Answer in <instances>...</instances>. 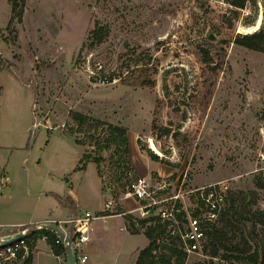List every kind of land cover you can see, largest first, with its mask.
<instances>
[{
  "label": "rangeland",
  "instance_id": "obj_1",
  "mask_svg": "<svg viewBox=\"0 0 264 264\" xmlns=\"http://www.w3.org/2000/svg\"><path fill=\"white\" fill-rule=\"evenodd\" d=\"M260 14L262 27L264 0L244 8L227 0H26L23 21L7 28L11 3L0 0V84L13 82L0 97V222L64 217L60 196L69 190L94 212L107 199L105 181L131 176H169L171 194L220 184L237 203L214 223L219 256L211 245L185 264H252L264 225L243 210H264V52L236 39ZM96 20L111 35L77 63ZM129 49L151 54L152 65L125 71L127 83L92 81L95 63L110 74ZM145 77L152 86L134 83ZM72 111L126 128L127 146H107L106 126L77 131ZM84 154L91 160L76 171ZM95 243L89 264H134L149 239L106 233Z\"/></svg>",
  "mask_w": 264,
  "mask_h": 264
},
{
  "label": "built area",
  "instance_id": "obj_2",
  "mask_svg": "<svg viewBox=\"0 0 264 264\" xmlns=\"http://www.w3.org/2000/svg\"><path fill=\"white\" fill-rule=\"evenodd\" d=\"M171 185L169 176L165 175L155 180L131 176L116 184L105 181L103 190L107 199L102 211L85 212L67 220L45 219L23 226L14 234L0 235V244H3L22 234V238L0 247V264H34L32 254L36 243L51 239L67 252L71 247L75 259L71 264H87L86 245L92 223L109 217L123 219L119 227L122 232L145 234L157 229V244L174 246L187 256L203 254L208 231L226 210L227 190L213 184L171 194ZM56 257L62 259L61 255Z\"/></svg>",
  "mask_w": 264,
  "mask_h": 264
},
{
  "label": "trees",
  "instance_id": "obj_3",
  "mask_svg": "<svg viewBox=\"0 0 264 264\" xmlns=\"http://www.w3.org/2000/svg\"><path fill=\"white\" fill-rule=\"evenodd\" d=\"M231 5L244 8L248 2L252 0H227ZM11 3V12L12 16L10 18L9 24L7 28H10L15 21L21 23L23 21V14L26 0H9ZM18 7L19 10H18ZM1 32V29H0ZM111 28L109 25L102 23L100 20H96L93 28L88 32V35L83 42L78 58L76 60L77 63H81L83 61L84 53L87 51H93L100 46H102L110 37ZM236 42L240 45H243L249 49H254L258 51L264 52V26H262L258 31L251 34H244L239 36L236 39ZM152 55L147 52H138L137 49H129L128 54H125L124 58L121 60V64L118 66L116 71H113L110 74H105L103 65L95 63V69L98 70V66L100 68L98 74L92 77L93 82H106L111 83L114 79H120L122 83H127L125 78H123V74L125 71L129 73L132 72V75L136 72L138 67L140 66H151L152 65ZM100 73V74H99ZM128 73V74H129ZM134 83L139 84L141 86H152L153 82L149 78H141L139 81L134 80ZM70 115L73 121L76 123V130L85 134L91 133L92 131H98L102 126L107 127L108 135L104 141H106V145H118L119 147L127 146L128 138H127V130L121 126L115 125L113 123L105 122L103 120L88 116L84 113L72 111ZM74 131V129H72ZM90 135V134H89ZM91 140H97L95 136H90ZM107 146H99V150H103ZM126 152V150H125ZM158 159L157 156H155ZM91 157L88 155H83L80 159L79 164L75 168L76 171L84 170L87 167V164L90 162ZM100 161V159L96 160ZM257 186L259 188L264 189V183L258 182ZM228 197L229 206L223 212V216H227L231 211H235L237 198H234L231 193ZM68 202H72V199H67ZM246 206L244 205V214L249 215L252 213L257 221L260 224L264 225V210H256L252 212L251 210H246ZM237 214V212H236ZM248 217V216H246ZM218 229L215 225H213L208 231V244L205 248V254L208 252L209 248L212 245L211 255L214 257L219 256V250L222 246H219L218 240ZM145 235L149 239V244L141 249L136 257V261L134 264H185L186 258L188 257L185 252L179 250L174 246L168 245H160L157 244V237L159 235V230L153 229L145 233ZM215 240H217L215 242ZM50 243L53 247V251L55 255H65L68 259L69 255L67 249L63 248L61 245H57L54 243L53 239L50 240ZM224 248V247H223ZM239 251L244 252L247 249L238 248ZM239 259H242L241 257ZM252 264H264V248L262 252H259V249L256 247L254 252L250 254L247 258ZM208 264V263H203Z\"/></svg>",
  "mask_w": 264,
  "mask_h": 264
},
{
  "label": "crops",
  "instance_id": "obj_4",
  "mask_svg": "<svg viewBox=\"0 0 264 264\" xmlns=\"http://www.w3.org/2000/svg\"><path fill=\"white\" fill-rule=\"evenodd\" d=\"M7 82V83H6ZM4 83L5 84H13V82H11L10 78H4V82L2 84H0V97L2 94V90L4 89ZM9 84V85H10ZM17 86V85H16ZM22 146V145H20ZM1 147H5L4 146H0ZM18 148V147H17ZM1 150V149H0ZM14 152L11 153V158H13ZM11 161V160H9ZM14 163L13 165H16L17 167L20 166V164L18 163L17 160L12 161L11 164ZM77 167V166H76ZM7 175H4V181H6L7 183V187L11 190L13 189V183L11 181V175L9 173H6ZM3 191V188H2ZM72 193V190H69V192L67 193L68 195L66 196H60L61 198V204L62 206H64L62 208V216L64 217H60V218H46V219H55V220H67L70 218L75 217L78 214H82L85 212H91V213H96V212H100L104 209V206H102L100 209H97L96 211L92 212L89 210H83L81 208V205L78 201V199L72 195H70ZM23 197H25V193L23 192ZM71 198L72 202H68L67 199ZM116 219L119 220L116 222ZM45 220V219H41L40 221ZM34 222H39V221H32V219L29 217L26 218V220L23 221H15L12 223H1L0 222V230L1 231H6L7 233L10 234H14L15 232H17L20 228H22L23 226H26L28 224L34 223ZM123 224V219L120 217H109V218H101L98 220H95L92 223V231L90 233V240L86 245V251L88 253L89 259H88V263L91 259V255H96V243H95V239L98 237H103L106 235L108 236H112V234H116V235H120V236H126V235H136V234H130V233H126V232H122L119 230V227ZM146 247V246H145ZM145 247H140V249H138L139 251ZM137 251V254L138 252ZM137 257V256H136ZM32 260L34 261V264H71V261L68 257V259L65 257V255H62V259L59 260L56 255L54 254L53 251V247L51 245L50 242H46L43 240H39L36 243V248L35 251L32 254ZM102 259L98 258L96 262H94L93 264H100V261ZM136 261V258H135ZM134 261V263H135ZM98 262V263H97Z\"/></svg>",
  "mask_w": 264,
  "mask_h": 264
},
{
  "label": "bare ground",
  "instance_id": "obj_5",
  "mask_svg": "<svg viewBox=\"0 0 264 264\" xmlns=\"http://www.w3.org/2000/svg\"><path fill=\"white\" fill-rule=\"evenodd\" d=\"M262 19H263V14H260L258 16V19H257V21H256V23L254 25H250V26H246V27H241L239 31L240 32H243V33H246V34H251V33H254V32L258 31L261 28V25H262V22H263ZM151 144H152L151 147L153 149H156V146H155L153 140H151Z\"/></svg>",
  "mask_w": 264,
  "mask_h": 264
},
{
  "label": "water",
  "instance_id": "obj_6",
  "mask_svg": "<svg viewBox=\"0 0 264 264\" xmlns=\"http://www.w3.org/2000/svg\"><path fill=\"white\" fill-rule=\"evenodd\" d=\"M211 39L214 40V38H212V37H211ZM20 238H22V234H18L17 236L13 237L11 240L7 241L6 243L0 244V247L5 246L8 243L14 242ZM68 253H69V259H70L71 263H74L75 259H74V255L72 253V249L70 246L68 247Z\"/></svg>",
  "mask_w": 264,
  "mask_h": 264
}]
</instances>
